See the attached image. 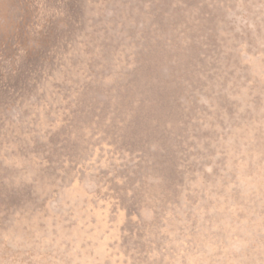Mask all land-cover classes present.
Here are the masks:
<instances>
[{"label": "rangeland", "instance_id": "obj_1", "mask_svg": "<svg viewBox=\"0 0 264 264\" xmlns=\"http://www.w3.org/2000/svg\"><path fill=\"white\" fill-rule=\"evenodd\" d=\"M0 264H264V0H0Z\"/></svg>", "mask_w": 264, "mask_h": 264}]
</instances>
